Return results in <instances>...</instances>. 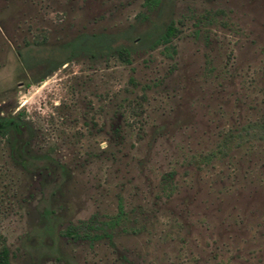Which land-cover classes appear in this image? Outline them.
<instances>
[{
	"label": "rangeland",
	"instance_id": "rangeland-1",
	"mask_svg": "<svg viewBox=\"0 0 264 264\" xmlns=\"http://www.w3.org/2000/svg\"><path fill=\"white\" fill-rule=\"evenodd\" d=\"M128 30V63L78 55L33 83L15 53ZM0 109L69 169L40 232L41 175L0 136L10 264H264V0H0Z\"/></svg>",
	"mask_w": 264,
	"mask_h": 264
},
{
	"label": "trees",
	"instance_id": "trees-1",
	"mask_svg": "<svg viewBox=\"0 0 264 264\" xmlns=\"http://www.w3.org/2000/svg\"><path fill=\"white\" fill-rule=\"evenodd\" d=\"M156 0H144L149 5ZM176 32L172 20H169L152 36H138L139 43H144L153 48L159 43L168 42ZM130 37V31L125 32H81L69 40L59 44L45 47L44 35L34 38L15 49L16 56L23 69L33 68L34 74L28 77L27 83L37 82L59 65L73 59L78 55L90 58L114 54L122 62H129L131 45L124 43L123 38ZM264 128V122L260 124ZM33 128L23 117L21 110L5 112L0 109V136L3 137L11 159L28 171H36L41 175L40 232H46L52 236L57 235L56 225L59 215L48 205L52 194L61 187L69 176L68 167L48 151L38 150L32 147ZM59 233L73 234L74 227L59 231ZM0 264H10L9 249L5 244L0 245Z\"/></svg>",
	"mask_w": 264,
	"mask_h": 264
}]
</instances>
